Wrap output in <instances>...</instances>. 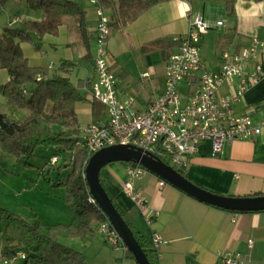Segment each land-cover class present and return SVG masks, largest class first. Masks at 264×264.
Returning a JSON list of instances; mask_svg holds the SVG:
<instances>
[{"label": "crops", "instance_id": "crops-1", "mask_svg": "<svg viewBox=\"0 0 264 264\" xmlns=\"http://www.w3.org/2000/svg\"><path fill=\"white\" fill-rule=\"evenodd\" d=\"M235 8V14L230 15L224 0H193L191 3L173 0L149 10L123 30H129V39L135 50L142 51L147 45L164 40L167 41V47H172L174 38L188 33L191 13H201L210 22H224L223 27L211 30L201 38L200 50L206 69L218 72L223 65L224 54L235 56L249 47L254 39L264 42V0H238ZM14 19L21 18L10 16L8 24ZM97 20L96 17L91 18L96 26L90 28L87 15V37L80 33V40L77 41L84 50L80 58L93 62L96 58L92 54L93 42L97 51ZM65 25L66 28L75 26L79 31V25L74 20L72 24L70 21L67 24L64 22L59 36L45 38L46 41L50 40L47 50H60L63 44L59 38L64 34ZM86 38L90 39L89 43ZM76 43L67 45L74 47ZM175 50L176 47L169 48V53L173 54ZM47 55V52L42 53L43 58L48 60V66L57 63L59 67L69 62L74 66L73 71L76 69L72 59H59L56 56L58 62L54 63ZM143 57L147 58L148 63L140 77L141 82L147 79L148 85H123L131 78V74L115 66L119 97H134L139 111H144L165 90V74L160 77L157 71L161 69L165 73V67L158 65L162 63V53L157 49L146 51ZM34 66L43 67L42 64ZM93 68L94 63L90 69L84 68L85 77L82 80L93 75ZM249 70L252 71L253 66ZM149 71L154 74L144 78V74ZM199 76L201 74L197 73L181 84L180 91L184 96L197 88ZM8 81L9 77L4 84ZM132 86L134 89H131ZM238 88L237 80L231 84L225 83L218 89V97H230ZM83 111L91 116L89 122L82 126L84 129L94 123V118L91 105L90 109ZM234 112L237 116L251 118L255 124L264 121V79L248 88L241 101L234 105ZM106 120V115L100 116L101 125L106 124ZM129 166L127 163H113L105 167L101 174L103 186L122 213L134 208L132 200L124 191ZM182 170L192 183L220 196L264 197V130L254 139L227 144L219 156L213 157L211 142H205L199 154L192 157L188 167ZM134 190L147 199L148 212L158 214L149 225L140 211L131 221L133 230L149 243H152L154 234L162 238L163 243L155 249L158 264H224L221 255L231 252L240 254L247 264H264V211L240 213L201 202L150 172L135 182ZM250 240L254 242L253 248L249 247ZM61 242L82 253L87 264H138L127 248H114L101 233L86 244L80 239L69 238H63Z\"/></svg>", "mask_w": 264, "mask_h": 264}, {"label": "trees", "instance_id": "trees-1", "mask_svg": "<svg viewBox=\"0 0 264 264\" xmlns=\"http://www.w3.org/2000/svg\"><path fill=\"white\" fill-rule=\"evenodd\" d=\"M10 1L0 0V11ZM98 1L105 13H109L110 40L127 25L141 19L149 10L173 0ZM186 1L191 3L193 0ZM25 2L30 10L41 11L43 18L40 21L25 22L20 19L12 26L8 24L3 35H0V71H5L9 77L8 83L0 85V95L6 98L10 107L25 110L28 116L22 122L0 114V150L19 161L33 158L40 147L73 154L70 163L72 172L64 186L75 212V220L68 225H46L36 216L26 218L0 207V258L15 260L17 254L23 252L27 255L23 264H87L82 253L64 245L61 239H80L85 244L90 243L99 234L101 225L109 221L99 205H92L89 201L92 194L84 177L89 153L76 109L78 103H90L93 122L101 124L102 114L97 106L99 102L91 95L89 97L92 81L79 80L77 86L72 83L70 74L74 66L69 62L60 65L59 71L51 74L50 71L55 67L50 70V65L48 68L32 65L20 45V42H32V34L38 35L41 40L46 36H59L60 27L64 25L67 17L73 18L79 25L82 36L87 37V13L73 0ZM224 3L228 14L234 15L238 0H224ZM7 41L10 43L6 44ZM86 42L89 43L90 39L86 38ZM172 43V47L179 46ZM172 47H168V50ZM171 55V52L167 54V60ZM57 163L52 162L51 165L56 166ZM175 169L186 177L183 170ZM119 213L131 228L150 263L158 264V255L153 244L132 228L131 221L139 214V210L134 205L130 212Z\"/></svg>", "mask_w": 264, "mask_h": 264}, {"label": "built area", "instance_id": "built-area-1", "mask_svg": "<svg viewBox=\"0 0 264 264\" xmlns=\"http://www.w3.org/2000/svg\"><path fill=\"white\" fill-rule=\"evenodd\" d=\"M97 7V51L89 95L106 109L107 122L104 125L92 123L84 128L83 137L89 153V160L97 152L114 145H131L159 159L171 162L173 169H185L191 158L198 155L205 142H211L212 154L219 156L227 144L238 140L254 139L262 134L264 121L255 124L251 118L237 116L234 105L241 101L250 86L264 79V42L254 39L241 53L223 55V65L218 72H210L202 59L201 38L211 31L224 26V22H210L199 14H190V28L182 37L174 38L179 46L165 64V90L150 102L144 111L136 108V99H121L117 86L115 64L109 60L108 42L111 34V20L98 0H90ZM19 19L9 22L12 26ZM253 66V70H249ZM55 64H50V70ZM200 73L195 90L184 96L181 84ZM154 72L144 74L149 78ZM239 81L238 91L227 98L218 97V89L225 83ZM85 91L88 92L87 88ZM59 159L53 158L57 163ZM89 162V161H88ZM88 165V163H87ZM149 173L141 165L130 164L124 191L135 207L144 215L149 224L158 216L148 212V201L134 190V184ZM84 177L86 178V172ZM92 205H98L93 196ZM101 233L114 248H125L117 231L108 221L101 225ZM155 249L163 243L158 234L152 236ZM253 240L249 247L253 248ZM224 264H247L240 254L221 255ZM27 255L17 254L15 260L0 258V264H23Z\"/></svg>", "mask_w": 264, "mask_h": 264}, {"label": "rangeland", "instance_id": "rangeland-1", "mask_svg": "<svg viewBox=\"0 0 264 264\" xmlns=\"http://www.w3.org/2000/svg\"><path fill=\"white\" fill-rule=\"evenodd\" d=\"M81 5L88 15L89 27L94 28L96 25L91 21L92 17H97V7L90 0H73ZM109 13H107L108 15ZM16 15L22 21H40L43 18L41 11H32L28 8L25 0H11L3 10L0 11V35H3L4 30L8 27L10 16ZM90 18V19H89ZM74 19L67 17L65 24ZM68 32H67V30ZM66 31V32H65ZM47 38V36L45 37ZM41 40L38 35L32 34V42H20L25 56L29 59L32 65L42 64L48 68V60L42 56L43 52L48 53L50 60L54 63L59 59H72L76 64V69L70 74L72 83L77 86L79 80L84 79V68L93 66L92 60L81 59L84 50L80 48L78 40H80V32L73 26L66 28L64 34L60 36L59 41L63 44L58 52L47 50L50 40ZM129 30H122L112 37L108 42L109 60L115 64L117 68L128 70L131 78L123 83L126 85L132 83L148 85L149 81L144 79L141 82V73L145 70L148 60L143 57L146 51L159 50L162 53V68L166 64V56L169 53L167 41L155 42L147 45L142 51L135 50L130 41ZM50 39V38H48ZM77 42V43H76ZM7 41L6 44H9ZM76 43L73 46L67 44ZM93 55H96V45L93 42ZM73 47V48H72ZM57 56V58H56ZM59 71L57 63L55 69L50 71L54 74ZM160 77H164V72L157 69ZM118 76V74H117ZM8 79L5 71H0V85L4 84ZM132 86L131 89H134ZM84 93V92H83ZM85 94V93H84ZM87 95V94H85ZM90 97V95H89ZM91 99V98H90ZM90 103L81 102L77 104L78 122L81 126H85L91 116L83 111L90 109ZM98 111L105 116L106 109L101 103L97 104ZM92 107V105H91ZM0 114L8 115L12 120L25 121L28 112L25 110H15L8 105L6 98L0 95ZM85 128V127H84ZM59 158V163L52 166L53 157ZM73 160V154L63 150L54 148L40 147L36 151L33 158L19 161L13 156L7 155L0 150V207L9 213L18 216L29 217L36 216L46 225L70 224L75 220V212L72 204L68 200V191L64 184L68 180V176L72 172L70 163ZM168 165L172 166L171 162L166 160ZM68 164V165H67ZM179 169V168H177ZM181 170V169H179Z\"/></svg>", "mask_w": 264, "mask_h": 264}, {"label": "water", "instance_id": "water-1", "mask_svg": "<svg viewBox=\"0 0 264 264\" xmlns=\"http://www.w3.org/2000/svg\"><path fill=\"white\" fill-rule=\"evenodd\" d=\"M141 165L150 173L161 177L170 185L182 190L195 199L233 212H262L264 197H225L198 187L172 166L157 156L131 145H114L97 152L91 157L86 167V180L93 198L117 231L126 248L135 257L138 264H151L145 252L137 242L131 228L122 218L112 202L110 195L101 182L105 167L113 163Z\"/></svg>", "mask_w": 264, "mask_h": 264}]
</instances>
